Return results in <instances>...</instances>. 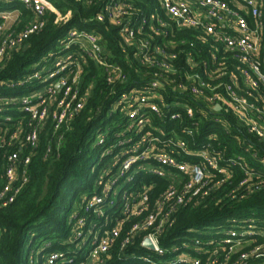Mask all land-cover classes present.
I'll return each instance as SVG.
<instances>
[{"label": "built area", "instance_id": "1", "mask_svg": "<svg viewBox=\"0 0 264 264\" xmlns=\"http://www.w3.org/2000/svg\"><path fill=\"white\" fill-rule=\"evenodd\" d=\"M10 1L31 9L33 19L19 29L15 27L18 10L0 12V62L42 29L44 16L53 9L47 0ZM158 1L180 28L198 32V41L211 40L213 48L222 46L226 62H219L213 52L214 67L209 70V62L187 54L192 71L182 72L175 61L184 51L166 52L142 35L146 28L151 33L168 32L167 22L156 17L142 19L127 0H103L101 11L89 20L109 21L120 28L131 45L137 46L133 56L145 66V80L128 79L121 67L103 59L109 52L100 34L74 27L64 44L67 49L74 46V52L55 55L48 66L36 67L27 75V81L38 80L43 86L19 98L0 95V152L12 148L5 153L7 182L0 189V205L7 206L29 181L27 168L47 121L53 120L60 147L62 126L84 108L87 96L77 87L83 55L105 68L109 83L119 81L125 88L113 107L126 116V125L102 150L93 168L91 193L83 194L80 206L75 205L70 213L71 233L63 242L67 246L43 254V261L37 264H247L250 258L264 256V242L255 244L254 237H264V216L253 214L230 217L225 223L208 225L203 232L191 229L188 233L196 236H185L169 247L161 243L174 227L177 207L194 196L211 193L214 186L208 180L213 174L207 168L222 175L219 184L232 183L236 175L233 172L237 171L239 177L228 193L232 199L242 201L264 190L263 0ZM247 15L253 17V24ZM152 51L162 55L164 61L155 59ZM169 74L180 77L172 79ZM14 102L22 104L30 120L26 128L18 125L11 131L5 122L13 117L2 112ZM183 115L191 120L192 127H183L178 135L154 123L157 118L177 120ZM233 119L238 130L235 137L240 142L236 139L238 148L231 155L227 149L218 150L210 143L201 148L190 146L189 136L194 135L200 122L227 124ZM107 139L106 132L98 135L99 144ZM51 150L49 147L47 153ZM193 155L201 156L206 165L183 158ZM151 176L171 181L155 200L154 208V184L146 182ZM134 218L136 221L126 230V222ZM30 264H36L35 255Z\"/></svg>", "mask_w": 264, "mask_h": 264}, {"label": "trees", "instance_id": "2", "mask_svg": "<svg viewBox=\"0 0 264 264\" xmlns=\"http://www.w3.org/2000/svg\"><path fill=\"white\" fill-rule=\"evenodd\" d=\"M47 1L52 4L53 9H49L44 16L45 24L42 29L33 33L22 47L9 52L0 62L1 96L19 98L43 86L38 80L27 81V75L41 66H48L55 55L66 51L74 52V46L69 49L64 47L69 32L74 27L100 34L102 43L109 52V56L104 55L103 59L121 67L129 75L128 79H136L140 82L145 80V66L133 56L137 46L131 45L130 40L122 36L120 28L109 21L89 20L101 11L103 0ZM127 1L139 11L142 19L146 17L152 20V17H156L168 23L170 27L168 32L151 33L146 28L142 30V35L151 45H159L165 51L166 49L168 52L184 51L175 61L182 72L192 71L187 61V54L193 55L196 60L209 62V70L214 67L211 57L213 52L216 53L219 62H226L227 58L222 46L220 49L213 48L211 40L206 43L198 41L196 38L198 32L180 28L162 10L158 0ZM262 3L264 23V0ZM8 10L20 12L19 21L15 24L19 29L33 19L32 10L23 3L0 0V12ZM247 19L253 24L251 15H247ZM154 23L158 25V21ZM151 53L155 59L164 61L162 55L154 54V51ZM82 58V62L80 61L82 73L77 87L82 95L87 96L84 108L77 112L69 123L62 126L63 140L60 147L57 145L58 136L54 133V122L52 119L47 121L40 133L39 145L33 155L32 163L27 168L29 181L13 203L7 206L0 205V264H30L32 255L37 251L39 261L42 262L43 254L66 248L67 245L63 242L71 233L70 213L80 196L87 192L91 193L95 176L93 168L102 150L114 138L116 139L114 134L120 132L126 125V116L113 107L117 97L125 88L119 81L109 83L105 68L99 65L96 59L87 54ZM33 66L35 68L32 69ZM169 76L172 79L180 77L179 74L177 76L169 74ZM7 81L18 84L13 86L2 84ZM8 108L9 110L2 112V115L10 114L13 117L5 122L8 123L7 127L11 131L17 130L18 125L26 128L30 114L21 109L22 104L14 102ZM226 122L227 124H217L210 120L200 122L197 129L193 128L194 135L189 136L190 146L201 148L206 143H210L218 150L227 149L231 155L238 148L237 140L240 142V139L235 137L238 132L234 125L235 120ZM154 123L168 132H174L175 135H178L183 127H192L191 120L185 115L177 120H169L167 117L157 118ZM103 132L108 133V139L105 143L99 144L98 135ZM49 147L52 150L47 153ZM11 149L5 147L0 152V189L7 182L5 153ZM183 158L191 163L202 162L206 165L199 155L183 156ZM207 169L213 174L208 183L214 188L208 196H194L186 204L177 207L174 227L166 238L161 239L163 247L178 243L177 241L183 240L185 236H196L188 233L191 229L203 232L208 225L225 223L230 217H245L251 214L257 217L264 216V190L242 201L232 199L228 193L239 177L237 171L233 172V174L236 172V175L232 183L227 181L219 184L222 175L217 170ZM180 175L184 176L183 173ZM147 178L146 182L154 184L151 192V208H154L155 200L168 189L171 181L169 178L156 176ZM135 221L134 218L126 222V230ZM254 237L255 244L264 242V237L257 235ZM247 264H264V256L250 258Z\"/></svg>", "mask_w": 264, "mask_h": 264}, {"label": "rangeland", "instance_id": "3", "mask_svg": "<svg viewBox=\"0 0 264 264\" xmlns=\"http://www.w3.org/2000/svg\"><path fill=\"white\" fill-rule=\"evenodd\" d=\"M240 154H241V150H240ZM80 197H81V196H80ZM75 205H77V207L80 206V199H78V200L76 201ZM189 232H190V231H189ZM193 234H197V233H193ZM35 259H36V264H37V262H38V260H39V252H38V251L35 253Z\"/></svg>", "mask_w": 264, "mask_h": 264}, {"label": "water", "instance_id": "4", "mask_svg": "<svg viewBox=\"0 0 264 264\" xmlns=\"http://www.w3.org/2000/svg\"><path fill=\"white\" fill-rule=\"evenodd\" d=\"M146 243H147V245H149L150 247H152V244L150 243L149 239H146Z\"/></svg>", "mask_w": 264, "mask_h": 264}]
</instances>
